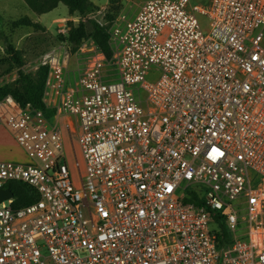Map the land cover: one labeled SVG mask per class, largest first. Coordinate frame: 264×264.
I'll return each instance as SVG.
<instances>
[{"label":"built area","instance_id":"built-area-1","mask_svg":"<svg viewBox=\"0 0 264 264\" xmlns=\"http://www.w3.org/2000/svg\"><path fill=\"white\" fill-rule=\"evenodd\" d=\"M107 33L73 77L67 42L42 57L54 124L4 101L28 162L0 160V190L38 198L0 202V264H264V0H148Z\"/></svg>","mask_w":264,"mask_h":264},{"label":"rangeland","instance_id":"rangeland-1","mask_svg":"<svg viewBox=\"0 0 264 264\" xmlns=\"http://www.w3.org/2000/svg\"><path fill=\"white\" fill-rule=\"evenodd\" d=\"M134 1L138 2V0H132ZM122 2L123 0L89 1L91 6L88 12L80 14V20L57 25L55 20L67 18L69 14L62 3H58L56 9L47 12L51 4L49 0H0L2 27V32H0V89L8 88L7 95L0 98V103L6 107L4 101L9 97L12 98V93L20 89L19 72L30 74L32 78L37 79L40 76L39 63L42 57L61 42H68L72 55L80 52L83 47H86L85 51L91 47L98 48L93 34L95 27L104 28L108 32L112 22L124 10V6L127 12L124 14L131 15L128 13L130 11L128 6L125 3L123 5ZM189 2L192 6H205L208 0H189ZM131 6L132 9L136 5ZM198 20L203 33L206 34L209 29L208 19L198 16ZM158 75L159 73L153 70L146 80L154 82L158 79ZM50 122L54 124L55 119L51 118ZM57 126L63 138L66 164L73 180L77 182L80 176L75 163H79L81 174L84 168L77 135L70 136L63 118L59 119ZM22 154L21 150L13 162H28Z\"/></svg>","mask_w":264,"mask_h":264},{"label":"trees","instance_id":"trees-1","mask_svg":"<svg viewBox=\"0 0 264 264\" xmlns=\"http://www.w3.org/2000/svg\"><path fill=\"white\" fill-rule=\"evenodd\" d=\"M49 1L51 2V4L47 12L55 9L58 3H62L65 6H67L70 15H73L75 12L79 14L86 13L88 12L89 7L91 6L89 0H49ZM1 28L2 27L0 24V32H2ZM93 34L98 49L101 52H103L106 58L109 59L111 57V49L108 43L109 35L107 31L104 28L95 27ZM39 72H40V76H38L37 79L32 78L30 74L19 72L18 84L20 89L18 90V92H15L14 94L12 93V98L21 107H25L26 105L29 104L35 109L43 111L47 117H52L55 114V111L47 109L43 103V94L45 88V81L48 74V68L40 67ZM7 93H8V88L5 87L1 88L0 98L5 97ZM7 188L13 193L14 196L13 207L15 208L31 205L38 198L36 192L32 188L20 182H12L7 186ZM222 233L226 234L225 229L223 227H222Z\"/></svg>","mask_w":264,"mask_h":264},{"label":"crops","instance_id":"crops-1","mask_svg":"<svg viewBox=\"0 0 264 264\" xmlns=\"http://www.w3.org/2000/svg\"><path fill=\"white\" fill-rule=\"evenodd\" d=\"M89 1L95 2V0L94 1L89 0ZM145 1H148V0H138V2H135V1L132 2V0H123L122 3H123V5L125 3L126 6H128V9H130V11H128V13L131 14L130 16H133L137 12L139 6ZM132 4L136 5V6L131 9ZM65 7L67 8V6H65ZM67 10H68V8H67ZM122 12L123 13L125 12V6H124V10ZM68 13H69V10H68ZM125 13H127V12H125ZM80 19H81L80 14L75 12L73 15H70V13H69L67 18H59V19L55 20V23H57V25H62V23H66L69 21H71V22L78 21ZM42 25L47 28L46 25H44V24H42ZM81 58L82 57L80 55L79 56L77 54L72 55V57L69 61V66H68V70H67L69 73V76L73 77L75 75L76 69L78 68L79 64L82 63ZM10 111L11 110L9 108L5 107L3 104L0 103V160L13 162L17 159V155H18V153L21 152V149L17 146L13 137L11 136V134L8 132V130L6 128L5 118H6V115Z\"/></svg>","mask_w":264,"mask_h":264},{"label":"water","instance_id":"water-1","mask_svg":"<svg viewBox=\"0 0 264 264\" xmlns=\"http://www.w3.org/2000/svg\"><path fill=\"white\" fill-rule=\"evenodd\" d=\"M13 197V193L9 189L0 190V202Z\"/></svg>","mask_w":264,"mask_h":264}]
</instances>
